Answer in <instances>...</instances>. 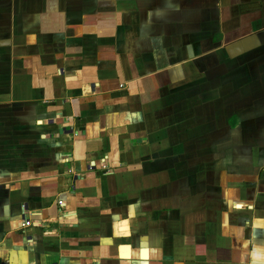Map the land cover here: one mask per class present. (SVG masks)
Returning a JSON list of instances; mask_svg holds the SVG:
<instances>
[{
	"label": "crops",
	"instance_id": "1",
	"mask_svg": "<svg viewBox=\"0 0 264 264\" xmlns=\"http://www.w3.org/2000/svg\"><path fill=\"white\" fill-rule=\"evenodd\" d=\"M0 264H264V0H0Z\"/></svg>",
	"mask_w": 264,
	"mask_h": 264
},
{
	"label": "rangeland",
	"instance_id": "2",
	"mask_svg": "<svg viewBox=\"0 0 264 264\" xmlns=\"http://www.w3.org/2000/svg\"><path fill=\"white\" fill-rule=\"evenodd\" d=\"M203 97L206 98V99H209V96H208L207 94H204ZM218 135H219V134H218ZM218 135H217V136H218ZM226 139H228V138H226ZM196 141H197L198 143H200V140H199V139H197ZM197 142H196V143H197ZM206 145H207V143H206ZM206 145H205V144L203 145V148H204V149L206 148ZM209 145L212 147V143L209 144ZM242 147H244V146H242ZM212 153H215V150H213L212 152H209V150H206V149H205V155H206V156H207V155H213ZM214 155H215V154H214ZM205 167H206V166H205Z\"/></svg>",
	"mask_w": 264,
	"mask_h": 264
},
{
	"label": "built area",
	"instance_id": "3",
	"mask_svg": "<svg viewBox=\"0 0 264 264\" xmlns=\"http://www.w3.org/2000/svg\"><path fill=\"white\" fill-rule=\"evenodd\" d=\"M102 168H105V165H103ZM26 223H28V222H26Z\"/></svg>",
	"mask_w": 264,
	"mask_h": 264
}]
</instances>
